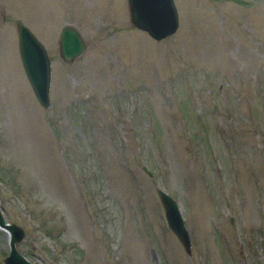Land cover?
Returning <instances> with one entry per match:
<instances>
[{"label": "rangeland", "instance_id": "1", "mask_svg": "<svg viewBox=\"0 0 264 264\" xmlns=\"http://www.w3.org/2000/svg\"><path fill=\"white\" fill-rule=\"evenodd\" d=\"M174 2L177 30L154 39L127 0H0V202L28 259L264 264V0ZM17 18L51 58L47 108ZM65 23L87 41L73 62L58 53ZM157 186L178 202L190 254ZM7 253L0 229V264Z\"/></svg>", "mask_w": 264, "mask_h": 264}, {"label": "water", "instance_id": "2", "mask_svg": "<svg viewBox=\"0 0 264 264\" xmlns=\"http://www.w3.org/2000/svg\"><path fill=\"white\" fill-rule=\"evenodd\" d=\"M129 19L133 26L146 31L154 39H163L173 34L179 25V15L174 0H127ZM18 51L26 77L39 103L47 108L50 105L52 76L51 58L44 43L35 35L21 18L15 20ZM87 48V41L80 30L72 23L61 26L58 35V53L65 62H73ZM149 174L151 171L143 165ZM162 203L168 227L175 233L188 254L192 250V240L185 225L178 202L162 187H156ZM0 229L7 233L8 253L4 264H41L22 254L17 243L25 236L24 228L16 222L7 221L0 202Z\"/></svg>", "mask_w": 264, "mask_h": 264}]
</instances>
